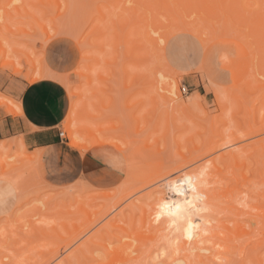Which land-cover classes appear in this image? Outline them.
Here are the masks:
<instances>
[{"label": "rangeland", "instance_id": "1", "mask_svg": "<svg viewBox=\"0 0 264 264\" xmlns=\"http://www.w3.org/2000/svg\"><path fill=\"white\" fill-rule=\"evenodd\" d=\"M213 1L211 0L210 3L212 4ZM194 2L196 5L185 11L180 15L181 17L178 16V20L189 23L188 27L203 29L205 27H202L201 19H198V15L202 17L203 13L198 15L197 13L199 10L203 12L205 9L203 6L206 4L203 3L202 6L200 0ZM215 2L221 4L222 0H215L214 5L216 6L218 4ZM256 2V0H250L247 5L251 4L250 7L254 10L257 6ZM146 3L149 5L147 6ZM57 4L51 2L47 6L39 5L36 0H0V42L8 52L4 61L14 60L20 70L16 74L12 66H2L0 63V103H6L13 108V104L17 102L16 95L21 81L28 82L41 67L60 74L69 83L72 91L80 94V96L69 97V104L85 100L84 112L94 116L92 121L96 125L108 128L110 133L124 137L120 139L125 142L128 141L126 146L129 144V152L119 151L123 152L127 159L126 176L129 169L128 155L134 159L132 175L137 177L143 173L152 174L159 159L165 166L164 170L183 162H186L183 169L188 170L206 157L204 151L210 144L217 146L215 154L226 152L236 144V147L241 144L246 145L247 142L249 144L250 141L256 143L254 147L263 149L264 144L259 145L263 143L260 139H264V38L262 34L254 33L257 22L247 21L240 24V21V23L236 21L239 24L238 27L248 34L249 39L256 46L255 53H251L252 51L248 49L249 46L242 38L222 36L215 38L205 46L196 34L190 31H180V21L175 20L167 9V5L173 7L172 0H58ZM211 4H207L208 7L213 5ZM17 6L18 9H16ZM218 6L221 7V5ZM250 7L248 9H251ZM24 8L40 23H36L33 18L26 15L23 12ZM151 14H154L155 20L152 19ZM230 14H223L217 10L214 24L217 25L218 31L223 24L230 25L235 21L234 14ZM40 24L45 27L51 39L46 41V34ZM145 31L149 32L155 42L154 38L157 37L158 42L153 45L155 47L153 50L149 41L144 40ZM159 35L162 36L160 39ZM201 37H205L204 33ZM138 45H143L144 48H136ZM13 49L28 53L32 58H26L23 53H15ZM148 51L150 54L147 53ZM2 58L0 51V62ZM29 61H35V72H31L28 68ZM173 81L178 84V97L172 95V99L169 100L171 94L169 95L170 91L167 89ZM254 86L257 87L254 88ZM215 87L222 89L219 90L220 94L217 93L222 97L216 94ZM223 90H231L230 92H236L241 99L243 98L242 101L239 100L237 108L233 107V101L229 102L226 99L228 95L223 96L226 92L222 93ZM188 97H196V101L199 98L196 108L194 104L192 105L194 108L191 106L190 110L181 111L174 108L176 102L181 99L188 102ZM218 101L220 104L216 103ZM223 101L225 103L227 101L226 105ZM0 110L8 113L3 104L0 105ZM233 113L235 114L231 116L230 114ZM258 128H260L259 132L249 134V137L245 135L249 129L258 130ZM60 130L63 132L62 148L53 154L49 162L44 160L41 163L37 160L33 162L34 165L29 164L31 167L27 168L28 170H25L27 167L25 158L31 157L37 151L29 152L23 143L18 141V138L0 141V163L9 164L8 168L5 167L6 171L4 166L3 170L0 167V170L6 173H0V180L3 175L8 174L9 177H14L20 171V173H25L21 180L24 183V175H26L24 187L23 185L17 186L21 187L19 192L14 186L17 194L14 206L9 211L0 214L1 264L4 261L7 262V258L11 259V264L22 262L27 264L37 257L40 262L41 254L49 256L50 253L46 251L56 250L58 245L61 255L65 252L68 254L67 250H72L73 246L84 242L91 235H94L92 244L86 243V245L89 250L94 251L86 254L87 258L83 261L78 260L81 256L77 257L81 263L89 264L90 259L92 264L107 262L104 257L102 258V253L105 254L106 249H142V241L136 238L138 234L136 224H132L134 226L132 228L131 223L128 225L129 222L125 221L128 219L130 222L133 221L130 219V215L133 214L130 211L134 207L133 204L141 202L142 194L149 192L159 182L157 181V184L153 186L151 185L154 182L148 183L136 194L130 195L131 198L126 197L127 199L122 200L115 209L108 213L109 215L99 219H97L99 215L94 216L97 220L93 223L87 222V219L84 221L85 217H80V215L73 217L74 214L69 217L64 214L67 217L65 219L62 213L68 208L62 211L64 206L60 201L63 200L72 210L78 204L77 201L80 202L79 196L86 195L85 193H95L96 190L115 192V188L126 178L108 188H98L88 182L87 184L81 183L77 173L75 154L66 157L63 155V152H70V150L80 152V150L69 145L63 122ZM231 132L233 136L229 137ZM236 137L239 140L233 142L234 145L230 143L232 147L228 145L229 143L226 144V141ZM107 145L115 148L114 145ZM253 145L250 147L252 148ZM251 148L248 147L246 150L253 153L255 148ZM261 158L262 162L264 159ZM253 160L252 165L255 162ZM258 163L260 162H257V165H260ZM12 165L16 166H13L14 170ZM10 171L14 175H11ZM45 194H49V197ZM138 197L141 199L139 200ZM68 198L71 200L69 201ZM51 201L54 203L52 204ZM48 202L51 205H47ZM131 202L133 204H129ZM99 205H91L89 210L97 211L101 208ZM125 205L133 207L127 210L128 206ZM60 209L61 217L57 216ZM120 209L129 211L127 215L129 213L130 215L125 216V218L129 217L127 220L120 216V213L117 214L121 212ZM126 212H121V215L123 213L125 215ZM113 215L119 216L115 217L116 220L121 217L120 220L125 221L122 223L115 220L111 224L108 220ZM132 216L137 217V214ZM132 218L135 219V217ZM136 223L139 224V222ZM254 225L252 224L251 227ZM133 229L136 230L134 236ZM73 236H77L75 241L72 240L73 243L64 247L66 249L62 248L64 245L61 246V243L64 240L68 242ZM85 246L82 249L87 250ZM13 248L15 251L18 250L16 255L12 252ZM6 251V254H2ZM8 251L10 255L14 254V259L13 256L8 255ZM40 251H42L41 254ZM60 254L45 264H54L61 258ZM263 256L264 251L258 253V257ZM238 257V255L233 257L230 263L239 264ZM73 258V262L70 261L77 262L76 260L74 262ZM8 263L10 264V261ZM154 264L161 263L155 262ZM246 264L250 263L246 262Z\"/></svg>", "mask_w": 264, "mask_h": 264}, {"label": "bare ground", "instance_id": "2", "mask_svg": "<svg viewBox=\"0 0 264 264\" xmlns=\"http://www.w3.org/2000/svg\"><path fill=\"white\" fill-rule=\"evenodd\" d=\"M36 1H38L39 5L40 4L47 5L48 3L51 2L53 4L55 3L56 5H58L57 4L58 0H51V2L50 0H36ZM194 1L195 0H172L173 7H169L167 5V9L172 14L174 19L178 20V16L182 15L185 11L192 9L194 5H196ZM200 1L202 2L201 5L203 3L206 4L205 6H203L204 4L202 6L203 8L205 7L207 11L205 9L203 10V12L199 10V13H197V15L200 13H203V15L205 14L204 17L203 15L202 17L201 15H198V19H201V22L199 21L200 24L202 25V27L205 28L196 29V28L188 27L189 23L183 20L182 21L178 20L180 21L179 22L180 31H190L196 34L205 46L208 43L212 42L215 38H219L222 36L230 35L237 37L239 39L242 38L244 43L249 46L248 49L250 48V51H252L251 53L256 51V46L249 39L248 34L243 30H241L240 27H238L239 24L236 23V21L238 22L240 21L241 22V23L239 22L240 24L246 23L247 21L257 22V26L255 27L256 30L254 33L262 34L263 35L262 37L264 38V31H263L264 30V0H260V1L256 0L257 6L255 7L254 10L250 7L251 4L249 6L247 5L248 2L250 3V0H222L221 4L215 2V4L221 5V7L216 5L217 7H219L218 9L214 5L215 0L212 3L213 5L210 3L211 0H200ZM209 3L213 7L212 6L208 7V5H210ZM146 5L148 6L149 4L146 3ZM248 7H250L251 9H248ZM16 9H18V6ZM257 9L260 11H258ZM217 10H219L223 14H227V13L234 14L235 21L230 25L223 24L220 30L218 31L217 25L214 24V21L216 19L215 17H217ZM23 12L26 15L33 18V20L36 21V23L38 24L40 23L39 20L34 15L28 14L25 8ZM151 16L153 20L156 19L154 17V14H151ZM40 27L43 29V31L46 34V41L51 39L52 37L46 33L45 27L42 26L41 24ZM202 33H204L205 36L204 38L201 37ZM161 37L162 36L159 35V39ZM156 38L157 37H155L154 39L156 40V42H158ZM144 40L145 42L149 41V44L152 45L151 48L152 50L155 48L153 45H156L157 43L151 38L148 31L144 32ZM143 45L141 46L138 45L136 48L143 49L144 48ZM0 51L3 56L2 58L3 60L1 59L2 61L0 62L1 65L8 67L12 66L13 72L16 74L19 73L20 70L16 66V62L14 60L4 61V58L8 56L7 55L8 52L7 49L1 44V42H0ZM13 51L15 53H21V54L23 53L24 56L26 55L25 56L26 58L29 57L32 58L28 53H24L23 51L20 52L19 50L17 51L16 49H13ZM147 53H149V51ZM28 68L30 69L31 72H35L36 70L35 61H29ZM42 79L56 80L62 86H64V88L67 90L69 94V97L74 95L80 96L78 92L72 91L71 86L63 76L45 67L43 68L41 67L40 69H38L35 72V75L28 80V83H33L35 81ZM255 87L257 86H254V88ZM215 88L214 89L216 91V94L219 93V90H222L221 88H217V87ZM168 89L167 91H170L169 95L171 94V98H169V100L172 99V95L178 97L177 82L173 81V83L170 84V87ZM224 91H226L228 94L225 92V95L223 96L228 95L227 98L226 97L225 98L229 102L233 101L234 103L233 107L237 108V104H239V100L242 101L243 98L241 99L240 98L241 96L236 94V92L234 93L230 92L231 90L230 91L223 90L221 92L224 93ZM219 96L222 97L221 95ZM219 96L218 98H220ZM86 97L87 96L84 94V98ZM189 98L190 97H188V102L182 101V99L177 101L176 104L174 105V108L176 107L175 109L181 111L190 110L191 109L190 107L193 104H194L193 106L196 108L197 101L199 100V98H197V101H196V97L195 98L192 97L190 99ZM225 98L223 99L224 101ZM216 103L220 104L219 101ZM2 104L5 106L6 111L9 114L11 115L21 114L18 102L13 104L14 109L6 103H0V105ZM85 105H86L85 100L82 102L77 101L76 103H70L66 116L62 121L64 124V130L66 131V137L69 139L70 146H73L84 153L91 147L110 144V145H114L116 148H118L123 152H129V146H128L129 144L126 146L128 141L125 142L124 140H121L124 137H118L117 135L110 133L108 128H104L96 125L95 122L92 121V118H94V116L88 114V112L86 113V111L84 112ZM227 105L229 106L230 104L228 103ZM193 106L192 108H194ZM222 106L224 107V105ZM231 107H232V103H231ZM241 108H243V106H241ZM235 113L230 115L233 116ZM255 129L254 130L249 129L247 133L245 132L246 133L245 135H248L249 137L254 132L260 131V128H258V130ZM232 136H233L232 132L229 133V137ZM237 139L238 137L228 140L226 141V144L229 143L228 144L229 146H231L230 143L234 145L233 142H237L236 141ZM241 140L243 141V139ZM261 140H263V143L262 144L260 143L259 146H262L264 144V139H260V142ZM123 142H125V144ZM130 143L132 144V142ZM245 144L246 145L243 144L238 145V147H236L237 146L236 144V146L234 145V147L236 148L231 146L233 149L231 148L226 152H222L218 154H215L217 150V146H213L212 144H210L209 147L206 148V150L204 151L206 157L202 159L200 163L196 164L195 166H193L188 170L183 169L186 162H183L169 169L166 168L167 170H164L165 166L162 165L163 162L161 163V160L159 159L157 161L159 163L156 164L157 167L152 172V174H145V173L140 175L135 174V175H139L137 177L135 176L133 177L132 175V170L134 169L133 167L134 159L132 156L128 155V163H129L128 175L126 179H124L121 182V184H119V186L115 188L116 189L115 192H112L111 190H102V191L96 190L95 193H90V194L85 193L86 195H83L81 197L79 196L80 202L77 201L75 198V203L76 201L78 203L76 204V206H74L75 210L74 209L71 210L69 207H67L66 206L67 203H64V201L62 200L60 201V203L62 202L61 204H63L64 206V209H62V211H64L65 208H68L67 211L69 212L66 211L67 212L66 213L64 211L65 213L64 212L62 213L60 209L59 210L60 213H58L57 216L61 217V213L62 215L67 214L66 216L68 217L72 216V214H74L73 217L75 215H76L75 217H78L80 215V217H85L84 221L87 219L86 220L87 222L89 221L90 223H93L97 219L106 216L111 210L115 209V207L122 200L127 199L126 197L131 198L133 193L136 194V192L139 189H141L143 186L147 185L148 183L150 184L151 182H154L151 185L153 186V184H155L158 181L159 182L158 185L153 186V188L150 186V188L152 189H150L149 192L147 191V193L145 192L146 195L145 193L142 194L143 195L141 197L142 199L140 198L141 202L138 201L135 203L134 201L136 200H134L133 203H135L136 205L133 204L132 202L129 203V204H133L134 207L132 205L129 206L125 205L128 206L127 208L125 207L127 210L128 208L130 209L131 207H133L130 209L131 213L133 212L132 215L137 214L136 217L130 215L129 213V215L131 216L130 219L131 220L133 219V221L131 222L128 221L129 217L125 218V216H129L127 215L129 211L126 212L127 210L122 211L120 209L121 212H126L125 215H123L124 213L121 215V212L117 213V214L120 213V216H122L125 220L128 219L127 221L125 220L124 221L126 223L129 222L128 225L131 223L132 228L134 227L132 224H136L137 227L136 226L135 227L137 231L136 230L135 231L138 233L136 238H139L138 240L142 241L141 242L142 249L139 250H128V249L107 250L106 249V251H104L105 254L102 253L103 255L102 258L104 257L105 260H107V262L103 264H154L155 262H160L161 264H223V263L229 264L232 261V258L236 257V255L239 256L238 257L240 259L239 264H246V262H249L250 264H264V256L258 257V253L260 254V252L264 251L263 250L264 249V186H263L264 185V160H263L264 155H262L264 153L263 151L264 145L262 146L263 149H261V147L260 148L257 146L254 147L256 143L254 144L253 141H250L249 144L248 142ZM250 145H253L252 147L253 149L255 148L254 149L255 151L253 150V153L252 151L249 152L248 150H246V148L248 149V147L251 148ZM256 156L259 157L262 156L263 158L261 157L260 158L263 161L261 162L260 158ZM25 159H26L25 161H27L28 163V164L26 163L27 167L25 170H28L27 168L31 167L29 166V164L30 165L31 163L33 164V162H35L36 160V153L31 157ZM249 159L251 162L249 161ZM253 159L255 160L254 165H252ZM1 161L3 162V160ZM257 162H260L258 163L260 165H257ZM250 165L252 166L250 167ZM3 166L4 168L6 166H7L6 168H8L9 164L7 165L6 163V165H4V163L2 164L0 163V167L2 168V170L4 169ZM13 166L15 165H12L11 167L13 168ZM14 169L15 168H13V170ZM2 170H0L1 171L0 173L6 174L5 171ZM25 170L23 172H25ZM12 172L10 171L11 175H14ZM23 174L25 173H20L19 171L17 172V175L14 177H9L8 174L5 176L3 175L1 180L7 181L11 185L15 186L18 189L17 192H19L21 187L18 188L17 186H22L25 183L26 175H24V183H22L21 181L23 180ZM20 181L22 184L20 183ZM259 185L263 187L260 188ZM22 187H24V185ZM45 195L47 197L49 194H45ZM68 199L69 201L71 200V198ZM51 202L52 204L54 203L53 201ZM98 203L101 204L99 205ZM47 205H51V204L49 203ZM91 205H99L101 206V208L97 211H90L89 208ZM165 205L167 207H164ZM135 210H137V212ZM134 211L136 212L135 214ZM65 215L62 217L65 218L66 217ZM97 215H99V217ZM138 215H139V219H138ZM94 216H97V219H94ZM115 217H119V216L113 215L110 218V220H108V222L112 224V221L116 220ZM132 217H135V219ZM65 219H67V217ZM118 219L119 220H116L117 222L123 221L120 220L121 217ZM134 221L139 222V224L136 222L134 223ZM252 224H255L256 227L255 225L251 227ZM135 231L133 229V233L131 232L133 236ZM77 236H73L71 240L69 239L70 237L69 238L67 237L69 239L68 242H66L67 240H64V242L61 241L63 242L61 243V246L64 245L62 246V248L69 246V244L73 243L75 241L74 239H76ZM93 236L92 235L89 236L87 240L80 243L79 245H76L75 247L71 246L72 250H67V253L69 252L68 254H66L65 252L62 253L61 255L60 254L61 250L59 248L60 247L59 245L57 246L59 250L57 248L56 250H48V252L46 251V253H50L49 256H46L45 254H41L42 251H40L41 257L39 258V261L41 263L38 262V257L34 258V260H32L33 262L30 261V263L34 264L35 262V264L37 263L45 264L47 262H50V260L55 258L58 254H60L59 256H61V258L58 259L56 262H54V264H79V263L85 264L84 262L81 263L80 261H83L84 259L87 258L86 254H90L94 251V250H89L88 246L86 245V243L88 244L92 242ZM83 246H85L87 250L82 249ZM16 251L18 252V250ZM16 251L14 249V251L12 252H14L16 255L17 253ZM84 251L86 253H84ZM98 252H102V251H98ZM134 252L135 254H132ZM3 253L6 254L7 251L2 252V254ZM63 254H65L64 257ZM8 255L10 257L13 256V259L15 257L13 253H11V255L9 253ZM42 255H45L46 258H44L45 256L43 257ZM72 257H74L73 258L74 262L75 260L77 262L72 263L73 262ZM77 257L80 258L78 259ZM5 258H7V256ZM42 258H44L43 261H41ZM9 259L7 258L6 259L7 262L4 261V263L9 264L8 262L10 261L11 264L12 261L11 259L10 260ZM77 259L80 261H78ZM91 262L92 260L90 259L89 264H92ZM30 263L28 262L27 264ZM94 263L96 262L94 261ZM21 264H24V262H22Z\"/></svg>", "mask_w": 264, "mask_h": 264}, {"label": "crops", "instance_id": "3", "mask_svg": "<svg viewBox=\"0 0 264 264\" xmlns=\"http://www.w3.org/2000/svg\"><path fill=\"white\" fill-rule=\"evenodd\" d=\"M16 101L19 103L20 115L0 110V141L18 138L29 152L37 151L35 161L49 162L53 154L62 148L60 129L69 107L66 89L51 79L33 83L21 81ZM115 148L106 144L91 147L84 153L70 150L63 152V155L75 154L81 183L108 188L127 177L126 156ZM16 195L13 185L0 180V214L14 206Z\"/></svg>", "mask_w": 264, "mask_h": 264}, {"label": "built area", "instance_id": "4", "mask_svg": "<svg viewBox=\"0 0 264 264\" xmlns=\"http://www.w3.org/2000/svg\"><path fill=\"white\" fill-rule=\"evenodd\" d=\"M60 134L62 135V134H63V132L61 131V132H60Z\"/></svg>", "mask_w": 264, "mask_h": 264}, {"label": "snow or ice", "instance_id": "5", "mask_svg": "<svg viewBox=\"0 0 264 264\" xmlns=\"http://www.w3.org/2000/svg\"><path fill=\"white\" fill-rule=\"evenodd\" d=\"M164 207H167L166 205Z\"/></svg>", "mask_w": 264, "mask_h": 264}]
</instances>
